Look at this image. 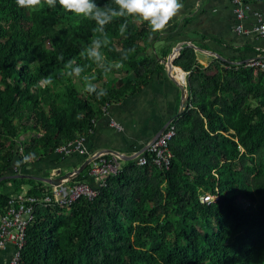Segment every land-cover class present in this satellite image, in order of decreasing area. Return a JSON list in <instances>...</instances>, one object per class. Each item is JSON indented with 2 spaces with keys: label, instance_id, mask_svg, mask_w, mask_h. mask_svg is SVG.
<instances>
[{
  "label": "trees",
  "instance_id": "16d2710c",
  "mask_svg": "<svg viewBox=\"0 0 264 264\" xmlns=\"http://www.w3.org/2000/svg\"><path fill=\"white\" fill-rule=\"evenodd\" d=\"M95 6L93 17L0 0V217L24 190L39 197L52 187L13 176L76 156L56 150L86 142L110 105L165 70L168 52H148V20L121 14L118 0ZM246 61L204 67L193 48L181 50L173 64L188 74V102L170 167L146 152L145 165L121 160L94 199L37 207L18 264H264V69ZM207 194L216 200L202 202Z\"/></svg>",
  "mask_w": 264,
  "mask_h": 264
},
{
  "label": "crops",
  "instance_id": "0c3cea01",
  "mask_svg": "<svg viewBox=\"0 0 264 264\" xmlns=\"http://www.w3.org/2000/svg\"><path fill=\"white\" fill-rule=\"evenodd\" d=\"M181 3L182 7L164 27L152 35V46L148 49L150 55L168 52L169 58L177 46L190 43L199 49L193 48L204 67L214 59L239 63L244 59L264 57V35L251 32L260 19L264 20V0L252 3L244 10L242 24L249 34L236 31L238 20L232 0H181ZM169 46H172L171 50ZM168 58L161 60L165 65L164 72L155 74L148 86L107 108L86 138L88 152L115 151L123 155L122 161H128L144 151L159 131L176 117L182 95L178 84L182 83L188 91V74L176 66L169 69ZM59 159L56 155L20 171L30 178H57L59 169L62 174L75 170L85 163L87 157L77 154L60 162ZM16 169L19 170L18 166ZM85 182L97 186L99 180L88 173ZM14 250V246L8 244L0 255V263H8Z\"/></svg>",
  "mask_w": 264,
  "mask_h": 264
},
{
  "label": "built area",
  "instance_id": "2783aa9c",
  "mask_svg": "<svg viewBox=\"0 0 264 264\" xmlns=\"http://www.w3.org/2000/svg\"><path fill=\"white\" fill-rule=\"evenodd\" d=\"M234 12L236 14L238 25L236 31L249 34L250 31L244 29L242 21L245 18L244 10L249 5H244L241 0H233ZM259 35H264V20H259L257 26L251 30ZM247 67L264 69V60L249 59L245 62ZM175 121L171 122L162 135L151 142L136 159L139 165L148 163V158L144 153H148L152 158L154 164L159 168H169L172 162V153L169 149L171 139L176 135ZM60 155L79 154L89 157L91 162L89 164V176L99 180L96 187L88 183L67 181L59 186H52L48 193L43 196L34 197L27 196L26 190L18 196L12 197L3 216L0 217V255L6 250L8 244L14 246L13 256L8 263L18 264L20 261L21 250L25 245L26 229L34 218V213L37 207L41 205H59L70 206L78 199L85 197L94 199L99 194V189L106 186V179L109 175L117 173L120 167V161L123 160L121 156L110 155L102 151H95L90 153L85 146V138H81L68 145H63L56 150ZM109 157V158H107ZM216 198L207 194L201 197L202 202L210 203ZM1 264V263H0Z\"/></svg>",
  "mask_w": 264,
  "mask_h": 264
},
{
  "label": "clouds",
  "instance_id": "9594fccd",
  "mask_svg": "<svg viewBox=\"0 0 264 264\" xmlns=\"http://www.w3.org/2000/svg\"><path fill=\"white\" fill-rule=\"evenodd\" d=\"M19 5L26 3L37 4L39 0H17ZM49 6H54L59 3L67 10L74 13L95 16V0H47ZM118 4L123 12L138 13L141 17L148 20L154 30H159L164 27L166 22L172 17L178 9L182 7L181 0H118ZM95 85H88V91L91 92ZM101 90L97 96L103 95Z\"/></svg>",
  "mask_w": 264,
  "mask_h": 264
},
{
  "label": "water",
  "instance_id": "95a60500",
  "mask_svg": "<svg viewBox=\"0 0 264 264\" xmlns=\"http://www.w3.org/2000/svg\"><path fill=\"white\" fill-rule=\"evenodd\" d=\"M186 47H192V48H195L192 44L190 43H185V44H181L179 46H177L173 52L171 53V55L169 56L168 60H167V64L169 66V69H172L174 67L173 65V62H174V59L179 55V53L181 52V50H183L184 48ZM196 50H199L198 48H195ZM171 76V74H170ZM179 88L181 89V92H182V95H181V104H180V111L179 113L176 115V117H174L169 123H167L160 131L159 133L156 135V137L153 139V141H155L156 139H158L162 133L165 131V129L167 128V126L175 121L176 119H178L179 117L182 116V114L184 113L185 111V108H186V105H187V102H188V91L186 90L185 86L182 85V83H179L178 84ZM152 141V142H153ZM145 151V150H144ZM144 151L140 152V153H137L136 155L132 156L129 158V160H133V159H136L140 154H142ZM111 153L115 154V155H118V156H121L122 159H124L123 155L118 153V152H115V151H110ZM91 162V159H87L85 161V163L80 166L79 168L75 169V170H71V171H68V172H65L62 174V170L59 169L58 170V177L57 178H46V177H43V178H40V177H33L37 180H40V181H43L45 183H48L49 185L51 186H59L61 185L62 183L64 182H67V181H71L73 179H75L77 176H79L85 169L86 167H88V165L90 164ZM13 177H20V178H26V177H29V176H26V175H16V176H13ZM7 178H10V176H5L3 177L2 179H7Z\"/></svg>",
  "mask_w": 264,
  "mask_h": 264
}]
</instances>
